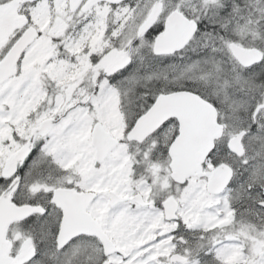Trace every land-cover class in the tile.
Returning a JSON list of instances; mask_svg holds the SVG:
<instances>
[{
    "label": "snow or ice",
    "instance_id": "snow-or-ice-1",
    "mask_svg": "<svg viewBox=\"0 0 264 264\" xmlns=\"http://www.w3.org/2000/svg\"><path fill=\"white\" fill-rule=\"evenodd\" d=\"M0 264H264V0H0Z\"/></svg>",
    "mask_w": 264,
    "mask_h": 264
}]
</instances>
